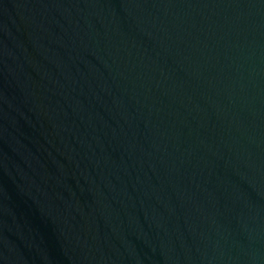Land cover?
<instances>
[{"label":"water","instance_id":"1","mask_svg":"<svg viewBox=\"0 0 264 264\" xmlns=\"http://www.w3.org/2000/svg\"><path fill=\"white\" fill-rule=\"evenodd\" d=\"M0 264H264V0H0Z\"/></svg>","mask_w":264,"mask_h":264}]
</instances>
